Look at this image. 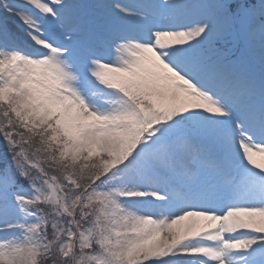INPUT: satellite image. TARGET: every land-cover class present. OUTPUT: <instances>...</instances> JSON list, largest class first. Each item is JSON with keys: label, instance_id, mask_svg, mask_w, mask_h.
Listing matches in <instances>:
<instances>
[{"label": "snow or ice", "instance_id": "6c2138e0", "mask_svg": "<svg viewBox=\"0 0 264 264\" xmlns=\"http://www.w3.org/2000/svg\"><path fill=\"white\" fill-rule=\"evenodd\" d=\"M264 0H0V264H264Z\"/></svg>", "mask_w": 264, "mask_h": 264}]
</instances>
